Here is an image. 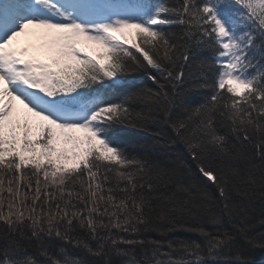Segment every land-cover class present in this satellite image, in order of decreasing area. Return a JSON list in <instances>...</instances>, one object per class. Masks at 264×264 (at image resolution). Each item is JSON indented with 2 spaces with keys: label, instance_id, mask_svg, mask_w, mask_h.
Wrapping results in <instances>:
<instances>
[{
  "label": "snow or ice",
  "instance_id": "1",
  "mask_svg": "<svg viewBox=\"0 0 264 264\" xmlns=\"http://www.w3.org/2000/svg\"><path fill=\"white\" fill-rule=\"evenodd\" d=\"M137 71L153 87L110 99ZM245 245L264 250V0H0V264H254Z\"/></svg>",
  "mask_w": 264,
  "mask_h": 264
},
{
  "label": "trees",
  "instance_id": "2",
  "mask_svg": "<svg viewBox=\"0 0 264 264\" xmlns=\"http://www.w3.org/2000/svg\"><path fill=\"white\" fill-rule=\"evenodd\" d=\"M172 30L179 32V28L174 27ZM211 55L212 54L210 51H204V52L198 51L196 58L197 60L202 58L210 60ZM121 80L123 83L120 86L114 87L111 90L109 96L110 99L119 100L124 95H126L128 91L133 90L128 88L127 87L128 85H136V87H145V86L153 87L151 81L147 79V75L143 71H137L135 73L126 74L121 77ZM189 83H191V81ZM96 87L101 88V86H96ZM185 88H188V85H185ZM204 95L205 93L203 92H195V91L187 93L188 98L193 102H198L200 99L203 98ZM118 138L120 139V141L128 145L130 151L134 152V154L137 155H143L149 158H157L164 152V149L160 148L158 145L155 144L153 137L149 133L143 131L122 128L118 130ZM170 151H175L178 154L182 153V149L178 147H174L173 149H170ZM209 190H213V189H211L210 187ZM81 235H83V233H81ZM191 238L196 239V237H191ZM70 251L71 254L74 256L82 255L79 251L75 249H72ZM241 251L248 259L253 261L254 264H264V250H261L259 248L249 249L245 245L242 247ZM135 252L137 253V256L139 258L141 249L137 247L135 249ZM114 260L116 261V264H124L121 258L114 257Z\"/></svg>",
  "mask_w": 264,
  "mask_h": 264
},
{
  "label": "rangeland",
  "instance_id": "3",
  "mask_svg": "<svg viewBox=\"0 0 264 264\" xmlns=\"http://www.w3.org/2000/svg\"><path fill=\"white\" fill-rule=\"evenodd\" d=\"M88 48H89V50L95 51V50H97L98 46L89 44ZM17 104L19 105V102H17ZM19 107L22 109V105H19Z\"/></svg>",
  "mask_w": 264,
  "mask_h": 264
}]
</instances>
